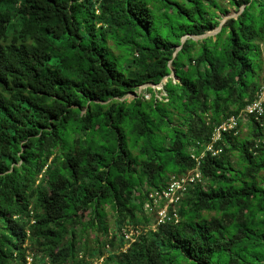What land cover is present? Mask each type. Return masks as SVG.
Masks as SVG:
<instances>
[{
  "label": "trees",
  "instance_id": "obj_1",
  "mask_svg": "<svg viewBox=\"0 0 264 264\" xmlns=\"http://www.w3.org/2000/svg\"><path fill=\"white\" fill-rule=\"evenodd\" d=\"M263 72L264 0H0V264H264Z\"/></svg>",
  "mask_w": 264,
  "mask_h": 264
},
{
  "label": "built area",
  "instance_id": "obj_2",
  "mask_svg": "<svg viewBox=\"0 0 264 264\" xmlns=\"http://www.w3.org/2000/svg\"><path fill=\"white\" fill-rule=\"evenodd\" d=\"M243 117L253 116L259 118L264 114V86L262 87L258 97L247 105L243 110ZM241 116L233 115L225 120L222 124L217 126L214 130L211 143L207 147V151L211 152L213 155L218 153V148L215 144L221 140L222 134L224 132H232L235 135L239 133V119ZM199 159H196L198 161ZM200 161V160H199ZM200 174L198 172H189L188 175L179 177L178 179H173L169 185L161 191L152 192L150 198L152 199L151 204H146L149 210L156 211L155 225H161L168 222H178L179 214L176 210L177 204L180 202L182 195L184 194L186 187L194 181V179L199 178ZM161 202L164 203L163 207H159ZM133 235L132 231L126 232V237L131 238Z\"/></svg>",
  "mask_w": 264,
  "mask_h": 264
},
{
  "label": "water",
  "instance_id": "obj_3",
  "mask_svg": "<svg viewBox=\"0 0 264 264\" xmlns=\"http://www.w3.org/2000/svg\"><path fill=\"white\" fill-rule=\"evenodd\" d=\"M237 15H238V13H237L235 16H237ZM230 17H231V16H225V17H223V19H222L220 25L217 27V29L214 30V31H212V32H210V33H207V34L202 35V36L186 35V36L182 37V39H181V45L178 47V50H180V49L182 48L183 43L186 41V39H187L188 37H191V38H193V39H195V40H198V39L205 38V37H207V36H210V35L216 34L217 32H219V31L221 30L223 23H224L227 19H229ZM170 76L175 77V71H174V70L172 71V74H171ZM165 79H166V78H165ZM165 79H164V80H165ZM149 86H150V85H149ZM151 86H152V87H156V85H151ZM157 86L162 87L161 84H159V85H157ZM141 87H142V86H141ZM135 92H136V91L130 92V93L127 94L124 98L129 97L130 94H133V95L135 96Z\"/></svg>",
  "mask_w": 264,
  "mask_h": 264
},
{
  "label": "rangeland",
  "instance_id": "obj_4",
  "mask_svg": "<svg viewBox=\"0 0 264 264\" xmlns=\"http://www.w3.org/2000/svg\"><path fill=\"white\" fill-rule=\"evenodd\" d=\"M236 14H237V12L235 11L234 8H232V9H230V13H228L227 15H225V14H221V20H222V18L225 17V16H231V17H234ZM263 75H264V72H263ZM148 86H149V85H145V86H142V87L138 88V89L136 90V92H135V95H136V94H140V93H142L143 90H144L146 87H148ZM155 88H161V87H160V86H156ZM133 96H134L133 94H130L129 97H133ZM147 96H149V94H147Z\"/></svg>",
  "mask_w": 264,
  "mask_h": 264
},
{
  "label": "clouds",
  "instance_id": "obj_5",
  "mask_svg": "<svg viewBox=\"0 0 264 264\" xmlns=\"http://www.w3.org/2000/svg\"><path fill=\"white\" fill-rule=\"evenodd\" d=\"M185 176V175H184ZM182 177V176H181ZM179 178V177H178ZM163 190V189H162ZM171 223H177V222H171ZM130 231H132V233H133V235H132V237L130 238L131 240L134 238V235H136V231L135 230H130ZM127 232H129V231H127ZM28 264H34L33 263V261L31 260V258H29V260H28Z\"/></svg>",
  "mask_w": 264,
  "mask_h": 264
}]
</instances>
